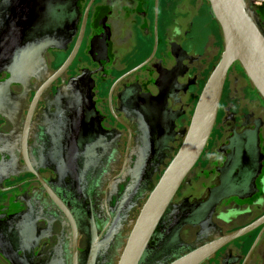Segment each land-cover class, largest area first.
<instances>
[{
  "label": "flooded vegetation",
  "instance_id": "1",
  "mask_svg": "<svg viewBox=\"0 0 264 264\" xmlns=\"http://www.w3.org/2000/svg\"><path fill=\"white\" fill-rule=\"evenodd\" d=\"M6 1L0 264H119L221 56L219 26L206 0ZM250 8L264 29V2ZM255 139L253 187L212 204L223 179L241 175ZM263 216L264 101L234 63L206 145L149 242L153 264ZM198 264H264V223Z\"/></svg>",
  "mask_w": 264,
  "mask_h": 264
},
{
  "label": "water",
  "instance_id": "2",
  "mask_svg": "<svg viewBox=\"0 0 264 264\" xmlns=\"http://www.w3.org/2000/svg\"><path fill=\"white\" fill-rule=\"evenodd\" d=\"M206 1L210 16L219 26L223 39V51L200 93L180 149L152 191L149 192L140 210L127 237L119 264H153L154 254L148 250L149 242L171 205L176 191L206 145L215 123L227 72L234 63L240 65L245 76L264 101V29L250 8L252 2H264V0ZM6 4H8L6 0L0 2V11H5ZM250 152L251 159L241 161V175L232 176V178L225 177L222 185L211 192L212 204L228 195L243 197L249 191L250 186L253 187V176L260 169L259 158L262 157L258 139L251 143ZM123 202L124 200H121L118 211ZM261 223H264V216L245 228L234 231L203 248L196 249L172 264H198L224 242L244 235ZM95 254L96 250H92L91 260L95 259Z\"/></svg>",
  "mask_w": 264,
  "mask_h": 264
}]
</instances>
